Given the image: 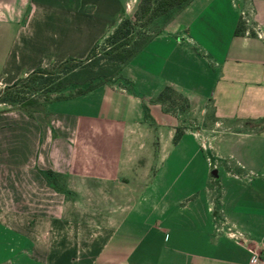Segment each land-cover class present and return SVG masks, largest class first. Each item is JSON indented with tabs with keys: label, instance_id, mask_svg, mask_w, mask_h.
Returning <instances> with one entry per match:
<instances>
[{
	"label": "crops",
	"instance_id": "1",
	"mask_svg": "<svg viewBox=\"0 0 264 264\" xmlns=\"http://www.w3.org/2000/svg\"><path fill=\"white\" fill-rule=\"evenodd\" d=\"M131 1L0 0V89L86 58ZM121 75L0 112V264H264V0H191Z\"/></svg>",
	"mask_w": 264,
	"mask_h": 264
},
{
	"label": "trees",
	"instance_id": "2",
	"mask_svg": "<svg viewBox=\"0 0 264 264\" xmlns=\"http://www.w3.org/2000/svg\"><path fill=\"white\" fill-rule=\"evenodd\" d=\"M191 0H139L131 17H121L115 28L95 43L83 60L67 59L55 68H37L4 87L0 105L19 110L30 118L44 113L56 101L85 95L105 84L128 86L121 71L142 48L161 34ZM242 23L235 34L243 33ZM188 103L170 87H164L154 102L175 109L177 101ZM148 116V115H146ZM180 132L176 130L173 142ZM47 185L60 190V180L51 171L40 172Z\"/></svg>",
	"mask_w": 264,
	"mask_h": 264
},
{
	"label": "rangeland",
	"instance_id": "3",
	"mask_svg": "<svg viewBox=\"0 0 264 264\" xmlns=\"http://www.w3.org/2000/svg\"><path fill=\"white\" fill-rule=\"evenodd\" d=\"M134 7H135V5H134V3H133V1H131V2H129V5H128V7H127V10L128 11H126V13H127V17H131L132 16V13H133V11H134ZM7 37H8V34L6 35V37L3 39V41L5 42V43H8V39H7ZM5 47V46H4ZM2 90L3 89H0V93L2 92ZM177 105L175 106V109H168V111L169 112H171L172 114H177V115H179L180 117H183L184 119H185V116H187L186 115V107H185V102H182L181 100L180 101H177V103H176ZM8 110H15V108L13 109V108H11V107H9V106H5V105H0V112H4V111H8ZM189 118H191L192 119V122L194 123L193 124V127H191L190 129L191 130H193V132L194 131H196V130H199V131H202L201 129H203V130H210V129H205V128H203V127H199L200 125H202L201 124V122L204 120V124H205V120H209V113L206 111V112H204V114H200L199 113V111L198 110H194L192 113H191V115L189 116ZM203 119V120H202ZM203 124V125H204ZM204 127H205V125H204ZM178 131L179 132H181V128H178ZM210 135L211 136H209L210 138L211 137H213V136H215L214 135V133L212 132V133H210ZM200 140V139H199ZM201 142V141H200ZM202 143V142H201ZM206 146H207V144H206Z\"/></svg>",
	"mask_w": 264,
	"mask_h": 264
},
{
	"label": "built area",
	"instance_id": "4",
	"mask_svg": "<svg viewBox=\"0 0 264 264\" xmlns=\"http://www.w3.org/2000/svg\"><path fill=\"white\" fill-rule=\"evenodd\" d=\"M258 37H262L261 33H258ZM233 238H236L235 235H232ZM254 263V260H250L249 261V264H253Z\"/></svg>",
	"mask_w": 264,
	"mask_h": 264
}]
</instances>
